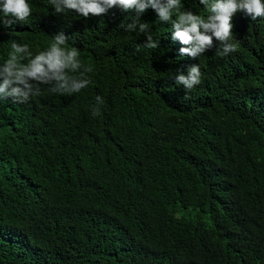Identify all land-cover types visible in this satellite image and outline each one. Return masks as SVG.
I'll return each instance as SVG.
<instances>
[{"label":"trees","instance_id":"obj_1","mask_svg":"<svg viewBox=\"0 0 264 264\" xmlns=\"http://www.w3.org/2000/svg\"><path fill=\"white\" fill-rule=\"evenodd\" d=\"M28 3L25 21L0 13V65L13 42L34 56L62 33L81 64L65 77L90 82L0 99V264H264V16L238 10L235 51L208 32L192 56L151 4L84 17ZM193 65L187 90L175 79Z\"/></svg>","mask_w":264,"mask_h":264},{"label":"clouds","instance_id":"obj_2","mask_svg":"<svg viewBox=\"0 0 264 264\" xmlns=\"http://www.w3.org/2000/svg\"><path fill=\"white\" fill-rule=\"evenodd\" d=\"M57 13L65 9L75 10L77 13L87 17L90 13L100 15L106 12L110 7L119 5L125 11L135 9L137 13L143 12L149 4L155 8L160 20H171L175 29L174 38H178L183 43H193L191 50L181 48L180 53H188L195 56L203 52L206 47L212 44V36L206 34L211 32L223 45V54L235 51V44L232 41L231 23L233 15L242 10L251 15L253 19L264 16V0H200L205 8L211 13L204 18L200 15L188 11H180L182 5L180 0H167L165 4H159L155 0H149V4L142 0H50ZM32 8L28 0H0V13L5 17H11L5 21L11 25L14 20L25 21L31 15ZM173 13H176V19L172 20ZM133 24H127L126 28L131 30L136 24L139 25V31L144 32L149 25L146 22H140L138 18H133ZM68 37L64 34H57L54 42L45 51H39L33 56L27 44L18 45L13 42L12 51L3 65H0V76H3V82L0 83V99L8 97L16 101H26L30 95L40 93L39 84H52L54 79L56 83L51 88L53 92L72 93L77 92L89 84V80L84 78L77 82L76 78L68 79L65 77L64 69H76L81 66L79 50L75 47H67ZM148 48H155L156 44L152 42L149 36V42L145 45ZM26 52L28 62L21 63L23 57L18 54ZM85 71H91L86 68ZM29 79L39 83H29ZM201 80L199 66L193 65L189 69L187 76L181 74L175 79V82L182 84L185 89L191 90ZM22 86V87H21ZM35 89V90H34ZM97 101L102 102L101 97ZM98 114L99 109L94 110Z\"/></svg>","mask_w":264,"mask_h":264}]
</instances>
